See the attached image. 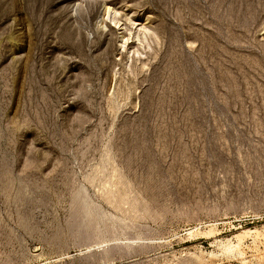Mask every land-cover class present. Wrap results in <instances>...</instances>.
Instances as JSON below:
<instances>
[{
    "label": "rangeland",
    "instance_id": "rangeland-1",
    "mask_svg": "<svg viewBox=\"0 0 264 264\" xmlns=\"http://www.w3.org/2000/svg\"><path fill=\"white\" fill-rule=\"evenodd\" d=\"M0 264H264V0H0Z\"/></svg>",
    "mask_w": 264,
    "mask_h": 264
}]
</instances>
